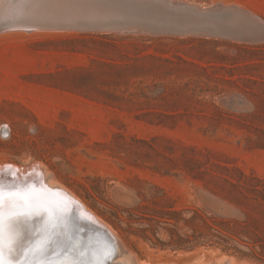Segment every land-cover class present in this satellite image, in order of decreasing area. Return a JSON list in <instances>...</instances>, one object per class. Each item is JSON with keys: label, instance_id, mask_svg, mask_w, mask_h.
Returning <instances> with one entry per match:
<instances>
[{"label": "rangeland", "instance_id": "1", "mask_svg": "<svg viewBox=\"0 0 264 264\" xmlns=\"http://www.w3.org/2000/svg\"><path fill=\"white\" fill-rule=\"evenodd\" d=\"M177 1L250 17L213 36L41 28L93 3L0 0V163L75 193L123 246L112 264H264V0ZM195 211L219 237L163 245L213 232Z\"/></svg>", "mask_w": 264, "mask_h": 264}, {"label": "water", "instance_id": "2", "mask_svg": "<svg viewBox=\"0 0 264 264\" xmlns=\"http://www.w3.org/2000/svg\"><path fill=\"white\" fill-rule=\"evenodd\" d=\"M93 3V11L89 13H69L73 20L44 21L41 28H73L77 30L103 32H164L159 28L163 24L189 25L187 30L170 29L165 32L173 34H205L217 35L216 29L221 26L239 24L243 17L249 14L237 6H210L202 7L177 0H84ZM54 9V8H52ZM45 12L51 17L60 14V11ZM48 17V18H49ZM150 18V20H149ZM146 21H150V24ZM261 27V37L264 38V25ZM18 26H15L16 28ZM36 26L24 27L32 30ZM26 186V187H25ZM20 189L35 188L29 191V200L34 206L47 208L55 205L61 209L59 218L50 213H37L30 217L35 233L26 246L25 254L19 255L22 264H35L40 260L43 264L49 261H68L70 264H112L116 255V241L114 235L103 225L97 224L79 210V204L64 194L61 190L50 188L43 183L25 185ZM14 190V189H10ZM62 195V196H61ZM78 207V208H76ZM41 218L37 220V215ZM39 240L48 242V251L43 256L34 257L30 251ZM7 258V253H6Z\"/></svg>", "mask_w": 264, "mask_h": 264}, {"label": "snow or ice", "instance_id": "3", "mask_svg": "<svg viewBox=\"0 0 264 264\" xmlns=\"http://www.w3.org/2000/svg\"><path fill=\"white\" fill-rule=\"evenodd\" d=\"M29 191L36 190L35 188L8 190L3 183H0V264H22L19 261L21 253L25 254L27 260L26 245L19 232L22 218L37 213H50L52 217H60L61 209L55 205L50 204L47 208L32 205ZM30 251L34 257L43 256L48 251V242L39 240ZM35 264H43V262L36 260ZM48 264H70V262L58 260L49 261Z\"/></svg>", "mask_w": 264, "mask_h": 264}, {"label": "bare ground", "instance_id": "4", "mask_svg": "<svg viewBox=\"0 0 264 264\" xmlns=\"http://www.w3.org/2000/svg\"><path fill=\"white\" fill-rule=\"evenodd\" d=\"M35 162V161H34ZM40 166V164H39ZM35 168V167H34ZM0 183H3L5 188L10 190V189H16V188H23L25 185H38L39 183H43L45 186H49L50 188L61 190L64 194L69 196L71 199H73L75 202L79 204V210L81 213H84L88 218L91 220H94L97 222V224H101L104 227H106V223H103L101 218L99 219L96 214H94L88 207H86L83 204V201H81L75 193L69 190V188H66L64 185L59 183L54 177L53 174L45 167L40 166L39 170H31V168H25L22 166L17 165L16 163H11V162H2L0 163ZM26 187V186H25ZM62 196V195H61ZM76 207V208H78ZM46 213L44 215V219L47 218ZM32 216V215H31ZM27 216L25 218H22V223L19 225V232L21 234V237L27 246L31 239L33 238V235L35 233L34 225L32 222H30V217ZM41 218V215H37V220ZM43 219V218H41ZM105 222V221H104ZM107 228V227H106ZM110 231V228H107ZM112 234V230L110 231ZM115 237L116 241V254H117V249L121 250L122 245L118 239V237ZM119 253V252H118ZM130 255L131 252L129 251ZM118 255V254H117ZM120 255V254H119ZM127 253V258H131ZM116 256V255H115ZM124 254H121L120 257H123ZM119 258V257H118ZM215 261V260H214ZM217 263H214L213 261H209L205 264H238L233 261L232 258L229 257H219L216 259ZM113 264H129V263H122L121 261L115 260ZM136 264H143V263H137ZM243 264V263H242Z\"/></svg>", "mask_w": 264, "mask_h": 264}, {"label": "trees", "instance_id": "5", "mask_svg": "<svg viewBox=\"0 0 264 264\" xmlns=\"http://www.w3.org/2000/svg\"><path fill=\"white\" fill-rule=\"evenodd\" d=\"M160 213L161 214H159L158 217L164 218V219H162V220L157 219V218H151V219H154L157 222L161 221L163 223L169 224L170 223L169 220L173 218L174 214H176V212H174V211L160 212ZM192 219H198L202 223V225H204V226L206 225L207 228L212 229L213 232L209 233V232L205 231L204 229H198V231H199L198 237H204L203 238L204 240L199 241L196 238L197 236H195L193 234H191V236H193V240H192L188 236L182 237V236L176 235V233L173 230H171L170 231V240L163 245H169V246H173L176 248H193L198 243L207 241V239H209V237H211L210 235L219 237L216 234L217 230H215L214 228H212L211 226L208 225V223H207L205 217H203V215H201L200 213L195 211V214L193 216L189 217V220H192ZM194 231H196V230H194Z\"/></svg>", "mask_w": 264, "mask_h": 264}]
</instances>
